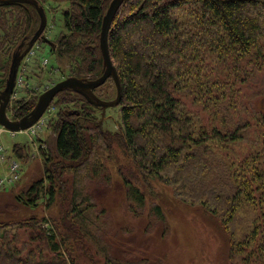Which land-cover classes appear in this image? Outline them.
<instances>
[{
	"label": "trees",
	"instance_id": "trees-1",
	"mask_svg": "<svg viewBox=\"0 0 264 264\" xmlns=\"http://www.w3.org/2000/svg\"><path fill=\"white\" fill-rule=\"evenodd\" d=\"M37 1L47 11L52 0ZM111 2L69 0L70 8L63 14L64 34L59 36L52 52L69 59L70 76L97 79L102 75L100 36ZM37 16V11L27 4H0L1 30L12 24L8 32H3L5 36L0 42V48H7V61L3 60L0 65L2 89L8 78L12 51L34 34ZM109 46L123 90L118 106L122 127L117 135L143 176H158L172 168L176 176L183 177L195 171L191 168L197 159L199 164L214 169L200 154L211 141L228 146L250 138L252 127L247 121L238 122L226 131L220 128L197 130L182 103L181 93L195 75L201 76L204 67L213 62L217 64L214 71L219 76L233 71L237 77L248 78L254 74L255 67L264 66V0H125L111 26ZM208 53L213 57L210 62ZM205 79L209 87L205 93L207 101L221 107L227 105L230 102L226 98L227 87L215 83L211 75ZM98 89L95 90L97 95ZM27 94L33 97L26 96L13 104L14 119L25 117L35 107L38 95L31 91ZM79 102H83L80 108L77 107ZM55 105L57 114L48 128H53L57 134L56 151L52 154L47 148L41 149L43 175L26 189L17 188L22 178L13 189L0 193L19 191L15 199L37 213L17 225L29 230V249L13 247L9 231H13L14 226L0 224V264H81L76 251H86L92 242L90 227L94 226L95 219L88 216L91 196L82 176L78 182L72 181L74 193L68 212L72 218L57 221L48 218L46 213L62 193L63 184L67 186L64 177L70 173L79 176L77 171L85 166V159L92 150L90 145L94 143L96 152L98 142L106 135L107 142H104L112 145L111 134L103 133L96 126L97 108L80 95L63 91L56 97ZM76 111L78 114H68ZM261 119L264 123V115ZM86 123L95 126L91 141L83 132ZM29 153L26 145L13 146L14 156L25 164ZM250 158L240 176L233 173L228 183L216 176L213 183H205L204 190L209 199H218L224 204L230 222L240 197L260 208L255 230L239 247L246 255L243 264H264V164H254L260 157L253 161H249ZM259 191L262 195L256 198L254 193ZM130 193L137 201L144 202L138 189L131 188ZM78 235H81L80 248L75 244ZM34 243L40 244L34 246ZM39 247L42 248L39 250Z\"/></svg>",
	"mask_w": 264,
	"mask_h": 264
},
{
	"label": "rangeland",
	"instance_id": "rangeland-1",
	"mask_svg": "<svg viewBox=\"0 0 264 264\" xmlns=\"http://www.w3.org/2000/svg\"><path fill=\"white\" fill-rule=\"evenodd\" d=\"M69 8V0H52L46 9L48 24L45 35L54 46L59 36L64 34L63 14ZM11 15L8 17L9 22ZM37 17L36 28L40 25V18ZM11 25H5L2 30L0 28V42L5 36L3 32H8ZM35 47L41 50V54L40 59L29 67L32 77L28 81L30 84L28 91L39 97L45 89L70 77L71 64L67 57L61 58L53 54V47L42 42H37ZM15 50L13 49L12 53ZM6 55L7 48H0V65L3 60L7 61ZM206 55L210 62L212 54ZM41 58L48 59L46 66L42 64ZM216 68L215 62L209 67L205 66L203 74L198 77L195 75L189 85L182 90V103L191 115L195 128L199 131L214 128L226 131L241 121L249 122L252 128L250 138L245 142L226 146L211 141L207 149L200 151L202 157L206 158L214 169L199 164L197 159L193 161L194 165L191 168L195 171L184 174L185 177L176 176V170L172 168L158 176L145 177L136 168L134 159L120 140V135H117L120 134L122 127L121 107L108 109L104 119L102 110L98 108L95 110L96 126L103 130V133L111 134L112 145L106 143L107 135L104 138L106 142L104 140L98 142L96 152L94 143L90 145L92 150L85 159L83 169L77 171L79 176L75 177L74 173H70L64 177L67 186L63 184L62 193L46 213L48 218L57 221L72 218L68 214L71 210L70 199L74 193L72 181L78 182L82 176L85 186L88 184L91 196L88 216L95 220L94 226L90 227L93 233L91 244L86 251L81 249L76 251L78 262L243 264L246 255H243L239 245L246 242L255 230L260 208L240 197L236 200L238 208L230 222V215L224 204L219 203L218 199H209L205 195L204 187L207 181L213 183L216 176L227 183L233 173L240 176L250 157L249 161L260 157L254 164H264V123L261 119L264 115V66L255 67L254 74L248 78L237 77L233 71L226 72V76H219L214 71ZM207 75H211L215 83L227 87L226 98L230 101L227 105L221 107L207 101L205 95L209 88L205 79ZM232 84H235V87H232ZM28 91L26 90L27 93ZM27 93L22 94L21 98L33 97ZM97 93L103 100H113L116 97L114 81L108 80ZM55 102L56 99L50 106L55 107ZM82 103L79 102L77 107H82ZM227 108H230L228 113L225 112ZM94 128L95 126L90 123L84 126V135L90 138V141ZM39 138L43 141L44 147L55 154L57 134L53 128L45 129ZM2 141L8 147L10 155H13L15 144L26 145L29 149L27 163L22 161L25 168L23 180L17 187L26 189L33 180L43 175L41 151L35 150L29 137L24 133L19 132L15 136L10 132L5 133ZM131 188L138 189L144 197L143 203L134 199L130 193ZM84 190L87 192V188ZM19 193L18 191L15 194L0 195V224L14 226L13 231H9L10 238L14 241L12 246L21 250L29 249L30 235L28 229L19 228L17 225L37 213L15 199ZM260 195H262L260 191L254 193L256 198ZM75 239L76 247L80 248L81 235ZM38 244L40 243L33 245ZM41 248L39 247V250ZM25 254L22 253L23 256Z\"/></svg>",
	"mask_w": 264,
	"mask_h": 264
},
{
	"label": "water",
	"instance_id": "water-1",
	"mask_svg": "<svg viewBox=\"0 0 264 264\" xmlns=\"http://www.w3.org/2000/svg\"><path fill=\"white\" fill-rule=\"evenodd\" d=\"M124 2L125 0H112L103 19L100 36V49L103 57L102 75L97 79H81L74 76L67 77L41 93L35 107L28 115L21 119H13L8 114V108L24 57L37 42H42L51 48L54 47V43L45 35L48 17L44 7L37 0H0V4H27L37 11L40 18V25L35 34L23 40L12 55L6 85L4 89H0V126L10 132L19 133L28 130L43 117L48 107L56 99L58 94L63 91H72L84 98L91 106L101 109L103 119L108 109L118 107L122 101L123 90L120 75L110 52L109 32ZM110 79L114 81L116 86V97L113 100H103L95 93V90L103 86ZM68 114H78V112H68ZM100 124H102V121Z\"/></svg>",
	"mask_w": 264,
	"mask_h": 264
},
{
	"label": "built area",
	"instance_id": "built-area-1",
	"mask_svg": "<svg viewBox=\"0 0 264 264\" xmlns=\"http://www.w3.org/2000/svg\"><path fill=\"white\" fill-rule=\"evenodd\" d=\"M36 46V45H35ZM33 47L27 54L21 67V72L17 78L16 86L12 95L10 114L13 113V104L21 98L28 88V84L25 79V73L28 71L29 66L35 62L41 50ZM44 57V56H43ZM41 62L44 66L48 64L47 58H41ZM57 109L55 107H49L44 116L34 126L26 131L20 132L27 135L38 152L41 149H45L43 141L39 138L42 132L48 128L49 124L56 117ZM10 131L0 126V193L13 189L23 178L25 168L21 160L17 159L14 154L10 155L8 147L2 141V136ZM12 136H15L17 132H10Z\"/></svg>",
	"mask_w": 264,
	"mask_h": 264
},
{
	"label": "flooded vegetation",
	"instance_id": "flooded-vegetation-1",
	"mask_svg": "<svg viewBox=\"0 0 264 264\" xmlns=\"http://www.w3.org/2000/svg\"><path fill=\"white\" fill-rule=\"evenodd\" d=\"M38 28H39V27H38ZM38 28H37V29H38ZM37 29H36V31H37ZM36 31H35V32H36ZM35 32H34V34H35ZM34 34H33V35H34ZM20 72H21V69H19L18 76H19ZM28 74H30V69H29V68H28V71L25 73V79H26V82H27V84H28V88H30V84L28 83V79H27V78H28ZM18 76H17V78H18ZM0 89H2V88L0 87Z\"/></svg>",
	"mask_w": 264,
	"mask_h": 264
}]
</instances>
